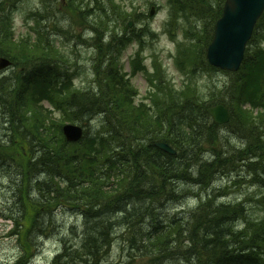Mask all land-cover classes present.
<instances>
[{
    "label": "trees",
    "instance_id": "obj_1",
    "mask_svg": "<svg viewBox=\"0 0 264 264\" xmlns=\"http://www.w3.org/2000/svg\"><path fill=\"white\" fill-rule=\"evenodd\" d=\"M82 3L83 0H71L70 4L90 14L92 9H83ZM170 3L174 11L169 21L171 36L178 28L184 32V40L177 42L174 63L185 78L177 87L159 61L153 62V72L139 64L132 72L144 71L150 88L136 100L138 90L125 79L116 56L112 55L113 50L119 52L124 46L125 37L121 35L104 44L101 38L117 31L109 29L106 23H100L102 28L94 27V18L91 26L96 34L98 58L91 84L80 87L73 81L74 72L58 68L55 81L41 86L34 71L62 64L61 53L46 37V26L31 27L22 39H14L9 5L5 7L0 0V56L12 62L10 73L0 77V108L2 119L5 118L0 132V170L11 180L9 190L14 202L12 211L3 217L11 220L10 234L19 238L20 247L12 264L29 263L36 252L33 234L46 219L44 212L53 213L59 207L78 212V221L84 226L80 223V233L86 236L80 250L83 256L75 260L68 253V259L61 264H187L186 240L199 246L204 264H264V177L258 173L264 169V132L260 125H264V116L256 126L250 117L254 109L260 108L264 113V11L239 70L225 71L231 76L229 102L215 85H203L201 89L198 82L203 71L220 70L207 62L206 48L215 20L221 14L222 1L215 8L208 0ZM126 13L123 10L124 17ZM180 17L188 23L205 17L211 22L209 27L204 24L202 30H196V24L189 28L179 25ZM126 29L127 24L122 33ZM141 31L143 34L131 29L129 38L153 35L147 26ZM251 50L254 53L249 58ZM254 65H258L256 69H252ZM251 75L253 83L249 80ZM220 102L229 107L234 127L246 135L240 148L227 150L219 126L207 113L209 106ZM66 122H78L85 128L79 141H66L61 129ZM161 141L175 153L160 150L155 143ZM252 145L256 148L248 152L251 160L246 157L241 168L250 166L249 174L258 177L250 179V183L262 192L247 197L261 208L262 214L251 216L242 200L217 203L206 192L208 180L202 179L200 191L191 193L195 205L183 211L186 218L157 223L156 208L165 207V200L179 191L173 179H168L172 162L189 164L190 176L218 175L226 165L229 167L242 158L245 146ZM44 170V178L39 179ZM238 180L231 179L225 185ZM16 211H23L24 217L15 218ZM234 214H238L237 218ZM143 216H150L154 223L136 240L133 256L106 261V248L123 235L119 226L124 228L130 218ZM96 223L102 229L100 236ZM92 240H96V250L91 244L86 248ZM231 254L236 256L232 261ZM57 259L54 258V264H58ZM180 259L185 261L180 263Z\"/></svg>",
    "mask_w": 264,
    "mask_h": 264
},
{
    "label": "rangeland",
    "instance_id": "obj_2",
    "mask_svg": "<svg viewBox=\"0 0 264 264\" xmlns=\"http://www.w3.org/2000/svg\"><path fill=\"white\" fill-rule=\"evenodd\" d=\"M78 1V0H77ZM117 5H112L111 1L108 0H98L97 3L91 2V0H83V9L90 7L92 12L86 14L85 11H78L77 7L73 6L71 0H3V5L9 9V15L11 16V21L14 29V39L20 40L23 37L21 35L26 34L30 30V25H40L46 26L47 37L49 41L54 42L55 45L59 46V51L62 56V70H70L74 72V83L80 87H88L94 77L93 66L98 58V53L96 54V48L92 42V37L94 35L90 32L93 31L91 26V20L94 18L96 28H102L100 23H106L109 28H114L116 31L121 33L123 31L124 25L132 18H127L128 13L140 14L137 18L138 21L132 24V27L139 28L143 24H148L152 31H154V36L146 37V48L144 54L145 62L150 65L153 58H149L151 55L156 53L158 58L161 59L165 69L168 73V77L175 81L176 85L185 78L180 71H177L173 65L172 54L176 53L175 46L176 41L172 40L170 30H172V23L169 24L170 16L174 13L170 0H113ZM209 3L215 8L221 3V0H208ZM80 6L81 4L78 3ZM153 7L154 13L150 15L149 11ZM126 9V10H125ZM123 10L128 12L125 17L123 16ZM38 12V14L33 15V13ZM79 12V13H78ZM99 14L102 17H98ZM147 14V15H146ZM124 19V20H123ZM38 20V21H36ZM167 20L168 25L165 26V21ZM179 25H185L186 28L193 27L194 24L196 30H202L204 24L209 27L211 19L205 17L199 20H193L189 23L183 18H179ZM191 29V28H190ZM167 30V32L165 31ZM179 34L180 39H184V32L181 28H178L175 35ZM170 35V36H169ZM137 49L136 43L127 44L121 50L119 59L124 63V68L128 69V60L131 55ZM116 50H113L112 55ZM254 51H250L249 58L253 57ZM139 63V62H138ZM258 65H254L252 69H256ZM10 73V68L0 71V77L3 75H8ZM230 80L231 76L225 72H212L209 70L203 71L198 76V82L201 89H204L203 85L207 87L215 85L223 99L229 101L230 93ZM249 80L253 83V75L250 76ZM132 81L140 89L143 94L148 86L143 74H138L132 78ZM230 102V101H229ZM1 116V114H0ZM264 116L262 109H254V113L250 116L252 118L253 124H260L261 117ZM1 122V117H0ZM78 123V122H77ZM2 127L0 123V132H2ZM220 137L225 140V145L227 150L230 147L240 148L245 141L246 135L237 130L234 127V122H229L223 128H219ZM264 131V125L262 127ZM231 144V145H230ZM256 146H245L243 150L242 158L237 161L232 162L228 169L223 170V172L218 173V179H221V195L223 196L221 200L225 203H230L238 200H242L245 203V211H249L251 216H257L262 214L261 208H257L253 201H251V196L259 195V187L253 183H250V179H256L254 175H250L248 170L249 167H242L247 160L246 157L251 160L248 155L252 149ZM259 171V170H258ZM250 173H252L250 171ZM241 175V176H240ZM231 179H239L235 184L230 183ZM245 179V180H244ZM11 180L8 179L5 174L0 170V264H12L15 258L20 253V247L15 240V237L10 234L12 222L9 219L3 217L7 215L11 209L14 207V202L11 201V191L10 188ZM225 185V186H223ZM225 188V190H223ZM247 195L250 197H247ZM195 205V200L190 196L184 203L178 206V211H187L188 207ZM64 214L66 218L65 226L72 224H77L79 226L80 221H78V212L74 210H57L56 215ZM78 219V220H77ZM56 234L50 235L45 238L42 242V247L40 250L36 251L34 256L30 259L28 264H52L51 257L52 253L55 251L57 246V240L54 238ZM119 239H117V242ZM115 242V243H117ZM123 256L121 253H116L114 249L109 255L108 259L110 261L120 260ZM182 261H180L181 263Z\"/></svg>",
    "mask_w": 264,
    "mask_h": 264
},
{
    "label": "bare ground",
    "instance_id": "obj_3",
    "mask_svg": "<svg viewBox=\"0 0 264 264\" xmlns=\"http://www.w3.org/2000/svg\"><path fill=\"white\" fill-rule=\"evenodd\" d=\"M107 37H102V41L104 44H107L109 42L108 39H106ZM93 44L95 45V38L92 39ZM97 46H100V41L97 40L96 41ZM96 46V45H95ZM11 67V66H10ZM9 67V68H10ZM64 66L62 64L59 63H54L50 66L47 67H43L40 68L38 70H35L34 73L40 83L41 86L45 87L49 85V82L51 80H53V82L55 81V76L54 73L57 72L58 68H63ZM0 114H2V110L0 108ZM1 117V126H4L5 124L3 123V121L5 120L2 119ZM207 152V151H206ZM206 155V153H205ZM212 161L214 162V160L212 159ZM48 167V166H47ZM213 169V165L211 166ZM250 167V166H247ZM188 168H189V164L187 163H181V162H172L170 167H169V177L168 179H173V183L174 187H178L179 191L177 193L176 196L168 198L167 200H165V207L163 208H156V212L158 214V220L157 223H163V224H167L170 223V221H173L175 219H183L186 218V215L183 211H178V206H180L182 203L185 202V200H187L190 196H192L191 193H197L200 190L198 189V185L201 182L202 179H207L208 180V189L206 192H208L209 195H212L215 197V201L217 203H220L222 200L221 198L223 197L221 195V179H218V176L216 174H193L190 176V174L188 173ZM228 166L226 165L225 169H227ZM222 169L220 171H218V173L223 172ZM250 169V168H249ZM259 169V168H258ZM257 169V170H258ZM183 171H187L185 173H183ZM261 173V176L264 177V169H260L259 170ZM258 171V173H259ZM17 173V172H15ZM44 173L45 170L42 171L41 173H39L40 178L39 179H43L44 178ZM47 176V175H46ZM254 176H257L256 174ZM178 179V180H177ZM256 179H258V177H256ZM177 181V182H176ZM11 201L13 202L12 198ZM27 206L29 207L30 204L27 203ZM14 207H11V211ZM57 210H63L62 208H58ZM53 213L50 212H44V216H46V219L44 220L42 226L39 228V230L37 232H35L33 234V239H32V243L35 245V250L38 251L41 249L42 247V242L45 238H48L50 235L52 234H56L57 231H59V234H57L54 238L57 240V246L55 251L52 253V257H51V263L54 264V258H58L57 259V263L61 264L62 261L64 262L66 259H68L67 255L68 253L71 254L72 257H75V260H78L80 257H82L83 255L80 253L84 247H83V243L85 240V235L80 233L81 230V226L82 228H84L83 224L81 223V226H78L76 223L69 225V226H65L66 224V218L63 217L65 216L64 214L61 215H56V211ZM246 213V212H245ZM13 214H15V218H22L24 217V212H13ZM48 215V217H47ZM108 216H112L111 214ZM235 218H237L238 214H234ZM78 217V215H77ZM78 220V219H77ZM237 220V219H236ZM79 223V225H80ZM154 223L153 219H151L150 216H143L142 218H134L132 220V218H130V222L126 223L124 228H122V226L120 225V229L123 233V235H119V241L117 243L115 242H111L110 245H108V247L105 250V255H106V261H110L108 259L109 255L111 254V252L115 249L116 253L120 252L121 256H124V258H131V256H133V252L137 250L136 244H137V239L140 238V236L147 231L150 228V224ZM230 223V222H229ZM36 223H34L35 225ZM97 224V223H96ZM231 224V223H230ZM102 225V224H101ZM157 226V225H156ZM97 234L98 236H100L102 234V229L100 224H97ZM71 230H76V233H71ZM90 230V228H89ZM79 231V232H78ZM127 238H132L134 239V241L129 242V240H127ZM191 239H194V235L191 234ZM190 239V240H191ZM16 242L18 243L19 238L15 239ZM112 240V239H110ZM186 247H187V264H204V260L202 258V253H201V249L199 248V246L194 247L192 241L191 244L189 243V240H186ZM88 244H91V246H94L95 250H96V240H92L91 242H87L86 243V248L89 246ZM107 246V245H106ZM100 251H101V245H100ZM102 251H104V249H102ZM234 254H231L229 259L232 261L234 259ZM102 259L104 260V258L102 257ZM179 259V258H177ZM182 262H184V259H180ZM115 261V260H114ZM94 264H98V261L93 262ZM158 264H167L165 262L162 263H158Z\"/></svg>",
    "mask_w": 264,
    "mask_h": 264
},
{
    "label": "water",
    "instance_id": "obj_4",
    "mask_svg": "<svg viewBox=\"0 0 264 264\" xmlns=\"http://www.w3.org/2000/svg\"><path fill=\"white\" fill-rule=\"evenodd\" d=\"M263 9L264 0H225L222 15L216 22L214 36L207 49L209 62L223 69L236 70ZM9 64L8 59L0 58V69ZM207 111L218 124L229 119L228 110L222 104L209 107ZM62 130L68 141H77L82 136V127L76 124H65ZM156 145L167 152H174L165 143Z\"/></svg>",
    "mask_w": 264,
    "mask_h": 264
}]
</instances>
